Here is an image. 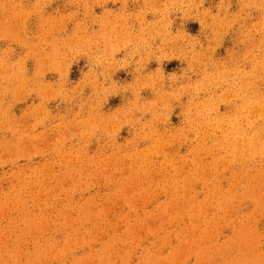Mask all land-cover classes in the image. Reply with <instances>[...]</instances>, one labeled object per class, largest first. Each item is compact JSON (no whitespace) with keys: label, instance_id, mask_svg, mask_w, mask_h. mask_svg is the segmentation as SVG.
Returning a JSON list of instances; mask_svg holds the SVG:
<instances>
[{"label":"rangeland","instance_id":"rangeland-1","mask_svg":"<svg viewBox=\"0 0 264 264\" xmlns=\"http://www.w3.org/2000/svg\"><path fill=\"white\" fill-rule=\"evenodd\" d=\"M263 68L264 0H0V264H264Z\"/></svg>","mask_w":264,"mask_h":264},{"label":"bare ground","instance_id":"bare-ground-1","mask_svg":"<svg viewBox=\"0 0 264 264\" xmlns=\"http://www.w3.org/2000/svg\"><path fill=\"white\" fill-rule=\"evenodd\" d=\"M263 69H264V68H263ZM262 71H263V70H262ZM263 101H264V100H263ZM253 102H254V101H253ZM259 102H260V101H259ZM248 104H249V103H248ZM250 104H251V102H250ZM250 104H249V105H250ZM253 105H254V104H253ZM256 105H257V106H256V107H252L251 110H250L249 112L252 111L251 113H252L254 116H258L259 118L264 119V102H263L262 104H260V105H258V104H256ZM247 106H248V105H247ZM249 107H250V106H249ZM249 107H248V108H249ZM249 114H250V113H249ZM249 114H248V115H249ZM252 114H251V116H253ZM246 115H247V113H246ZM248 118H249V117H248ZM259 118H257V119H259ZM255 119H256V118L253 117V121H254V122H255ZM257 119H256V121H257ZM251 121H252V120H251ZM251 121H250V122H251ZM208 124H209V123H208ZM251 124H252V123H251ZM237 125H238V124H237ZM213 127H214V126H213ZM3 128H4V127H3ZM23 128H24V127H23ZM229 128H230V127H229ZM262 128H264V126L261 127V129H262ZM261 129H259L260 132H262V131L264 130V129H263V130L261 131ZM263 132H264V131H263ZM252 133H254V134H253V135H250V136L248 137V142H249L250 145L253 144L254 138H255V137L257 138V136L260 135V134L257 133L256 131H255V132L253 131ZM34 136H35V135H34ZM263 136H264V134H263ZM208 137H209V136H208ZM236 137H237V136H236ZM32 138H33V137H32ZM258 138L261 139V137H258ZM263 138H264V137H262V140H261V141H263ZM254 142H255V141H254ZM263 142H264V141H263ZM222 143H224V142H222ZM236 143H237V142H236ZM236 143H235V144H236ZM241 143L243 144L244 141H243V142L241 141ZM256 143H258V142H256ZM256 143H255V144H256ZM261 143H262V142H261ZM242 144H241V146H242ZM236 145H238V144H236ZM236 145H235V146H236ZM258 145H259V144H258ZM222 146H223V145H222ZM239 146H240V145H239ZM254 146H255V145H254ZM259 146H260V145H259ZM237 147H238V146H237ZM242 147H243V146H242ZM250 148H251V147H250ZM252 148H253V147H252ZM255 148H256V150H258L257 147H255ZM245 149H246V148H245ZM237 150H238V149H237ZM254 150H255V149H254ZM254 150L252 151V149H251L250 152H254ZM263 150H264V149H263ZM242 151H245V152H246L247 149H246V150H243V149H242ZM248 152H249V151H248ZM255 152H257V151H255ZM260 152H261V151H260ZM263 152H264V151H263ZM246 153H247V152H246ZM219 154H220V153H219ZM248 154H249V153H248ZM254 154H255V153H254ZM257 154H258V153H257ZM251 155H253V154H251ZM251 155H248L249 159H250V158L253 159V157H252ZM253 156H254V155H253ZM255 156H256V155H255ZM5 157H6V156H5ZM232 157H233V156H232ZM246 157H247V156H246ZM246 157H245V158H246ZM260 157H261V156H260ZM239 159H241V158H239ZM241 160H242V159H241ZM115 170H116V169H115ZM258 173H259V172H258ZM189 183H190V182H189ZM144 184H145V183H144ZM25 185H26V184H25ZM256 199H257V198H256ZM147 201H148V200H147ZM50 203H51V202H50ZM148 203H149V202H148ZM257 204H258V202H257ZM138 205H140V204H138ZM135 206H136V205H135ZM137 208H138V207H137ZM71 209H72V208H71ZM96 210H97V209H96ZM198 210H199V208H198ZM67 220H68V219H67ZM255 221H256V220H255ZM253 226H254V225H253ZM42 227H43V226H42ZM156 227H157V226H156ZM13 230H14V229H13ZM142 234H143V233H142ZM5 237H6V236H5ZM7 237H8V236H7ZM3 241H4V240H3ZM21 248H22V247H21ZM1 250H2V249H1ZM65 251H66V250H65ZM21 253H22V252H21ZM7 256H8V255H7ZM1 259H2V258H1ZM127 262H128V261H127ZM115 263H116V262H115ZM19 264H20V263H19ZM37 264H38V263H37Z\"/></svg>","mask_w":264,"mask_h":264}]
</instances>
